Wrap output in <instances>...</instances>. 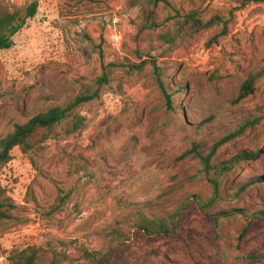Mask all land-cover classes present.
<instances>
[{
  "label": "rangeland",
  "instance_id": "374dc122",
  "mask_svg": "<svg viewBox=\"0 0 264 264\" xmlns=\"http://www.w3.org/2000/svg\"><path fill=\"white\" fill-rule=\"evenodd\" d=\"M35 1L37 16L12 49L0 52V141L39 114L72 104L103 72L109 84L76 109L86 118L79 132L67 135V122L50 135L41 132L38 149L14 150L0 171L19 219L0 229V264H11L14 248L49 245L67 255L63 264H91L83 250L111 256V264H264L245 259L264 255V3L0 4L16 11ZM193 13L211 25L197 30L188 23ZM154 64L174 94L173 109ZM251 76L253 93L241 98ZM255 120L218 147L211 165L221 169L242 152L257 159L225 172L221 200L204 212L197 203L213 199L209 179L217 172L207 175L202 158ZM192 150L196 155H186ZM177 213V235L138 232L144 219ZM216 215L224 216L216 222Z\"/></svg>",
  "mask_w": 264,
  "mask_h": 264
},
{
  "label": "trees",
  "instance_id": "16d2710c",
  "mask_svg": "<svg viewBox=\"0 0 264 264\" xmlns=\"http://www.w3.org/2000/svg\"><path fill=\"white\" fill-rule=\"evenodd\" d=\"M140 5L144 8L150 5V7H155L157 2L156 0H138ZM255 3L260 4L264 3V0H238V4L242 7L247 6L248 4ZM39 11V2L35 1L30 4L28 7L22 10H11L9 5L0 4V52L10 50L14 47V38L17 33H20L28 23L33 20ZM188 23H194L197 30L208 28L209 25L203 26L202 21L198 19V15L195 13L190 14L188 17ZM166 39V38H165ZM171 42L169 40H166ZM112 66V65H110ZM154 73L157 80V85L161 91V94L166 100V107L168 109H173V97L174 94L170 93L167 89L165 82L161 78V69L157 64L153 65ZM106 69V68H105ZM257 81V76H251L242 88L241 98L248 96L253 93L255 84ZM109 84V75L106 72L95 81L93 87H89L85 94L78 96L72 104H69L66 108H53L47 113L39 114L27 124L19 125L15 128L14 132L5 137L0 141V171L8 166V164L13 159V152L16 149H20L22 153L29 154L35 149H38L39 141L35 138L41 132H46L48 135L55 132L63 123L67 122L66 134L72 135L79 132L84 128L86 124V118L80 114H76V109L82 105L91 103L100 98L102 89ZM259 120L249 121L239 131L234 134L222 139L216 147L212 150L208 157L202 158L204 171L207 175L215 169L217 172L216 177L209 179L213 188L214 197L208 203H203L198 201V206L206 212L211 207H213L218 201L221 200L220 193V180L225 172L232 171L236 166L243 164L245 162L254 161L257 159L258 154H249L242 152L235 156L228 166H225L220 169L219 167H213L211 165V160L216 153L218 147L230 142L237 135L242 134L246 131V128H253L258 124ZM47 135L45 136V138ZM192 152V153H191ZM195 154L194 150L189 151L186 155ZM185 155V156H186ZM222 166V165H221ZM61 205L65 202V197H60ZM16 205L13 202V199L8 196L6 189L2 185L0 177V229L7 224L17 222V219L14 216V211ZM230 213H225L227 215ZM216 215L212 218H215L216 222L219 220V216ZM180 213L174 214L168 218L162 219H144L138 225V232L146 236H174L177 235L180 228ZM249 232V226L243 231L240 240L244 238ZM1 251V247H0ZM82 257L84 260L89 261L91 264H111V256H100L97 253L89 252L88 250H83ZM8 261L11 264H63L68 260L67 255L57 252L55 248H52L51 245L48 247H37L30 246L25 249L14 248L8 253ZM245 259L249 261L253 260H264V255L254 254L248 255Z\"/></svg>",
  "mask_w": 264,
  "mask_h": 264
}]
</instances>
